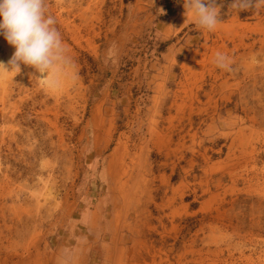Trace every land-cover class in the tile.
<instances>
[{
	"label": "rangeland",
	"instance_id": "1",
	"mask_svg": "<svg viewBox=\"0 0 264 264\" xmlns=\"http://www.w3.org/2000/svg\"><path fill=\"white\" fill-rule=\"evenodd\" d=\"M180 1L46 0L56 86L0 67V264H264V0Z\"/></svg>",
	"mask_w": 264,
	"mask_h": 264
},
{
	"label": "clouds",
	"instance_id": "2",
	"mask_svg": "<svg viewBox=\"0 0 264 264\" xmlns=\"http://www.w3.org/2000/svg\"><path fill=\"white\" fill-rule=\"evenodd\" d=\"M237 7H251L253 0H234ZM195 22L203 29L213 31L219 23L215 0H183ZM55 18L46 12V0H0V35L14 52L7 65L0 67L19 72L20 65L32 66L39 79H46L49 87L56 86L55 74L70 63ZM217 67L231 68L230 58L217 52L213 61Z\"/></svg>",
	"mask_w": 264,
	"mask_h": 264
},
{
	"label": "trees",
	"instance_id": "3",
	"mask_svg": "<svg viewBox=\"0 0 264 264\" xmlns=\"http://www.w3.org/2000/svg\"><path fill=\"white\" fill-rule=\"evenodd\" d=\"M128 1V0H126ZM261 0H253V4L251 7H244L240 8L237 7L240 10V16L246 17L248 15H251L256 11V4ZM230 3H233L236 5L234 0H228L227 4L224 7H227ZM165 9V17H169L170 15L175 14L177 11L181 9V1L180 0H161V3Z\"/></svg>",
	"mask_w": 264,
	"mask_h": 264
}]
</instances>
